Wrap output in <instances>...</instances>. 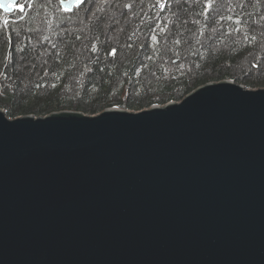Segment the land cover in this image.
Wrapping results in <instances>:
<instances>
[{"label": "water", "instance_id": "1", "mask_svg": "<svg viewBox=\"0 0 264 264\" xmlns=\"http://www.w3.org/2000/svg\"><path fill=\"white\" fill-rule=\"evenodd\" d=\"M0 264H264V88L223 80L97 115L0 108Z\"/></svg>", "mask_w": 264, "mask_h": 264}, {"label": "trees", "instance_id": "2", "mask_svg": "<svg viewBox=\"0 0 264 264\" xmlns=\"http://www.w3.org/2000/svg\"><path fill=\"white\" fill-rule=\"evenodd\" d=\"M93 10L78 27L56 1L0 10L8 117L139 111L223 80L264 88V0H96ZM151 68L145 102L130 103L139 73Z\"/></svg>", "mask_w": 264, "mask_h": 264}, {"label": "rangeland", "instance_id": "3", "mask_svg": "<svg viewBox=\"0 0 264 264\" xmlns=\"http://www.w3.org/2000/svg\"><path fill=\"white\" fill-rule=\"evenodd\" d=\"M41 1H44V0H41ZM46 1H48V2L49 1L50 2H55L56 1V3L58 4V7H60V9H62L60 4H59V0H46ZM95 3H96V0H86L85 4L83 6H81L78 9H76L74 12L69 13L70 14V23H72L74 26L78 27L81 24H83L86 21V19L89 18V20H90L91 17L93 16L92 12L94 11L93 8H94ZM15 12L16 13L17 12L20 13L21 12V6L18 7V11H15ZM1 41H2V38H0V47H1ZM153 77H154L153 68L144 70V71L139 73V75L137 77V80L135 81V84L133 86L131 96L129 98V102L130 103H132V102L133 103H139L140 101L145 102L144 92L141 89V87H144V84H146V82L149 79H152ZM211 83H214V82H211ZM243 86H245V85H243ZM250 89H253V88H250ZM256 89H258V88H256ZM175 102H180V100L175 101ZM126 110L132 111V112H136L137 111V110L128 109V108ZM81 113H83V112H81ZM85 114L86 115H97V114H93V113H85ZM23 116H26V115H19L17 117H23Z\"/></svg>", "mask_w": 264, "mask_h": 264}, {"label": "flooded vegetation", "instance_id": "4", "mask_svg": "<svg viewBox=\"0 0 264 264\" xmlns=\"http://www.w3.org/2000/svg\"><path fill=\"white\" fill-rule=\"evenodd\" d=\"M21 2V0L19 1V3ZM18 3V4H19ZM59 4H60V6H61V8H62V5H61V0H59ZM62 11H63V8L61 9ZM64 12V11H63ZM65 13V12H64Z\"/></svg>", "mask_w": 264, "mask_h": 264}, {"label": "bare ground", "instance_id": "5", "mask_svg": "<svg viewBox=\"0 0 264 264\" xmlns=\"http://www.w3.org/2000/svg\"><path fill=\"white\" fill-rule=\"evenodd\" d=\"M105 63V62H104ZM140 109V108H139Z\"/></svg>", "mask_w": 264, "mask_h": 264}]
</instances>
